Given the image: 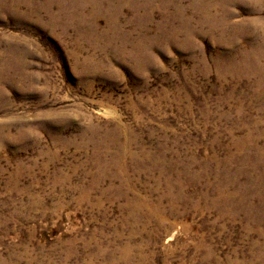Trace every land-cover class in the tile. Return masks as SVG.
I'll return each instance as SVG.
<instances>
[{
    "label": "rangeland",
    "instance_id": "374dc122",
    "mask_svg": "<svg viewBox=\"0 0 264 264\" xmlns=\"http://www.w3.org/2000/svg\"><path fill=\"white\" fill-rule=\"evenodd\" d=\"M0 264H264V0H0Z\"/></svg>",
    "mask_w": 264,
    "mask_h": 264
}]
</instances>
